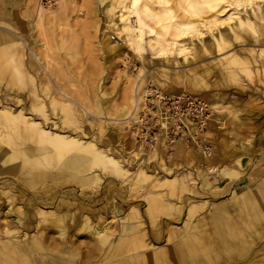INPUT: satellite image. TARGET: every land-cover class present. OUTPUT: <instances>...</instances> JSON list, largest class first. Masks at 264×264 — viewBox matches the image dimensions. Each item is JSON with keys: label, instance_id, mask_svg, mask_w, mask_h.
Listing matches in <instances>:
<instances>
[{"label": "rangeland", "instance_id": "374dc122", "mask_svg": "<svg viewBox=\"0 0 264 264\" xmlns=\"http://www.w3.org/2000/svg\"><path fill=\"white\" fill-rule=\"evenodd\" d=\"M125 1L59 0L44 8L39 0H0V108L23 109L46 131L92 140L124 169L141 167L159 179L131 185L130 178L99 166L77 172L64 166L67 156L60 160L23 130L0 136V264H176V249L204 251L207 238L220 235L213 227L219 206L241 201L253 216L251 196L264 212V0L241 6L229 24L186 36L185 53L166 55L148 47L151 33L137 12L143 47L129 44L119 20ZM178 2L191 9L187 0ZM147 4L164 17L156 0ZM247 19L250 25H238ZM145 20L168 38L166 28ZM17 64L31 78L24 87L12 82ZM151 89L219 102L206 129L214 170L178 156L176 142L162 143ZM36 102H43L48 119L31 109ZM8 129L16 128L0 134ZM249 141L252 152L238 164L231 157ZM155 149L156 158L149 159ZM225 167L233 174L222 173ZM145 195L157 204L149 209ZM234 214L226 217L237 225ZM247 220L244 234L228 237L231 244H213L219 264H264V218ZM93 225L109 234L106 243Z\"/></svg>", "mask_w": 264, "mask_h": 264}, {"label": "bare ground", "instance_id": "6f19581e", "mask_svg": "<svg viewBox=\"0 0 264 264\" xmlns=\"http://www.w3.org/2000/svg\"><path fill=\"white\" fill-rule=\"evenodd\" d=\"M105 1L106 0H100L101 3H104ZM156 1L160 5H162V10H164L165 13L164 17H161L159 14L153 11L150 5L147 4V0H145L144 2H142V0H126L120 8L121 13L119 14V20L121 23V30L125 33L129 44L136 50L140 49L141 47H143L142 43L144 42V30L142 29V27L141 29L139 28L138 23H134V14L135 12H137L144 26L143 28L147 29L149 31L148 33H151V36L147 43L149 45L148 47L155 54L161 55L172 54L174 51L185 53L188 50V46L185 41L186 36H188L189 34H192L193 36L203 35L205 32L212 31L217 26L220 27L224 24H229L234 19L240 17H238V15L241 13V6H243V9L244 6H249L254 2V0H187L191 9H186L181 6L178 0H173V5L170 4L171 0ZM246 11L248 10L246 9ZM262 16H264V9L261 12V17ZM146 18L154 20L155 23L160 25V28H166L169 33L168 38H162L160 35L161 31L159 32L158 29H155L151 26L147 27V22L145 20ZM243 21L244 20H240L238 25L241 27L245 24L250 25L249 19H247L245 22ZM16 68L17 69L12 76V82L16 85H20L19 87L28 85L31 82V78L28 76L27 70H24V68L20 64H17ZM229 70L230 68H227V71ZM230 71L232 72V70ZM44 91H46V89ZM148 96H150V94H148ZM15 98H17L15 102L23 103V99L20 96L16 95ZM42 103L36 102V105L33 106V108H31L30 106V108L34 111L39 112V110L43 107ZM206 103L211 112H215V109H217L219 105V102L213 96H211L208 99V102L206 101ZM42 112L45 113V110L41 109L40 113ZM42 115H45L46 119H48V116H46V114L42 113ZM25 116L26 115H24L23 109L16 113L12 110L11 107L9 108L4 106L0 108V131L1 128L7 129L9 128V126H14L16 128L15 130L8 129L5 132L2 131L0 134L1 138L5 139L10 137L11 135L13 136V131L23 130L25 134H28L29 139H35L40 143H47V145H49L48 147L55 152V155L59 157L60 160L64 159L65 156H67V160L64 166L68 169H74L77 172L85 173V171L90 170L92 167L99 166L105 171H116L115 173L119 172L121 175L130 178L129 181L131 185L134 182L135 184L136 182L154 184L159 180L158 177H156V173V175L150 174L148 171L141 167H138L132 172L128 169H124L119 159L103 151V149H100L92 140L83 141L81 139H78V137L76 138L71 135H61L60 133L50 130L46 131L44 126L40 124H34L31 119H27L28 117L26 118ZM157 116L162 120L163 127L166 131V129L169 128L167 122L164 120L166 118H161V113H158ZM136 118V115L133 116V119ZM164 136L166 138L165 133ZM203 136L209 137L210 132L205 131L203 133ZM251 142L252 141H249L248 143H241L238 148L237 155H233L231 158H234L238 164H241V158L243 157V155L249 154L250 151L252 152ZM162 143L168 145L166 139H163ZM189 145L190 144H188L187 141L177 140L176 144L174 145V148L176 146V154L178 156H185L189 159H196L199 163H202L203 166L208 169V171L215 169V166H212L215 158L205 153L202 142L192 147ZM155 156H157L156 149L154 150L152 155H149V159H153V157ZM163 166L165 167L164 164ZM221 172L225 175H229L233 174L234 170L229 167H225L221 169ZM86 178H90V176ZM173 180H177V178L175 177L173 178ZM248 197L249 209L253 216H250V214H246V205L241 201L232 204V207H230L229 205H225L224 208L219 206L218 210H220V214H218L216 217L218 222L213 223V227H217V229L221 231L220 235L218 237H208V243L205 246L206 248L204 251L202 250L199 252L196 248L189 249L188 247L186 248V250L176 249L174 254L176 264H211L209 258H212L211 260H213L212 262H215V264H219L220 253L217 252V248L215 249L216 251L213 249V244L219 243L226 246L231 244L232 242L228 237H231L232 234L234 235V237H236V233L238 232L244 234L246 232L245 230L248 228L247 218L249 219V217L254 218L258 222L262 223L264 212H262L260 206L256 203L255 200H253L251 196ZM145 198L148 201L147 203L149 209L150 207H154V204H157L154 201H151L150 196L145 195ZM10 208V206H6L5 210H9ZM236 211L239 214L238 217L240 219V222L237 225L236 221L234 222L231 217H226V215H230L231 213L235 215L234 212ZM242 220L243 222H246L245 226H242ZM248 222L250 223L251 220ZM234 224L237 227L238 231L234 229ZM198 225L199 224H197L196 226ZM225 226H227L228 230H226ZM92 230L94 234L99 236L106 243L109 234L105 230L98 229V227L95 225L92 226ZM228 231H232V233ZM198 243L201 246L203 244L201 239L200 241H198ZM209 243H211L212 247L208 245ZM27 246L29 249H33L32 245L30 246L29 244ZM208 250H211L214 254L208 252Z\"/></svg>", "mask_w": 264, "mask_h": 264}, {"label": "built area", "instance_id": "2783aa9c", "mask_svg": "<svg viewBox=\"0 0 264 264\" xmlns=\"http://www.w3.org/2000/svg\"><path fill=\"white\" fill-rule=\"evenodd\" d=\"M58 2L59 0H39V5L44 8H50ZM154 90L156 98L152 97L150 100H157V104L153 102V107H158L154 122L160 125L159 138H162V140L166 139L167 144H172L177 140H184L188 144L194 145L202 142L205 153L209 156L212 155V143L209 137L203 136L212 115L206 101L189 94L169 98L160 95L158 90L151 89V91ZM149 94L151 96V92ZM158 113H161V118H166L164 120L169 126L166 131L162 120L157 116ZM164 133L166 134V138ZM154 140L153 137L151 142Z\"/></svg>", "mask_w": 264, "mask_h": 264}, {"label": "crops", "instance_id": "0c3cea01", "mask_svg": "<svg viewBox=\"0 0 264 264\" xmlns=\"http://www.w3.org/2000/svg\"><path fill=\"white\" fill-rule=\"evenodd\" d=\"M210 139V138H209ZM210 141H211V139H210ZM212 143V142H211ZM174 263H176L175 261H174Z\"/></svg>", "mask_w": 264, "mask_h": 264}]
</instances>
